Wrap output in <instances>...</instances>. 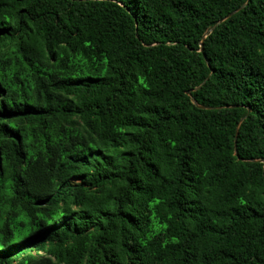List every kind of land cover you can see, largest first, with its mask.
Masks as SVG:
<instances>
[{
    "label": "trees",
    "instance_id": "16d2710c",
    "mask_svg": "<svg viewBox=\"0 0 264 264\" xmlns=\"http://www.w3.org/2000/svg\"><path fill=\"white\" fill-rule=\"evenodd\" d=\"M0 264H264V0H0Z\"/></svg>",
    "mask_w": 264,
    "mask_h": 264
},
{
    "label": "water",
    "instance_id": "95a60500",
    "mask_svg": "<svg viewBox=\"0 0 264 264\" xmlns=\"http://www.w3.org/2000/svg\"><path fill=\"white\" fill-rule=\"evenodd\" d=\"M230 15L231 14H229L228 16H226V18H228ZM200 51L203 52V45H202V43L200 44ZM187 94L189 95L190 92L188 91ZM236 135H237V133H236Z\"/></svg>",
    "mask_w": 264,
    "mask_h": 264
}]
</instances>
